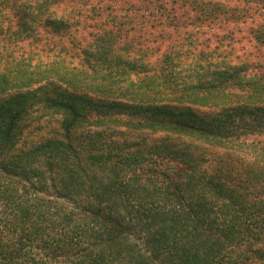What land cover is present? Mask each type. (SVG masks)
Returning <instances> with one entry per match:
<instances>
[{"label":"trees","instance_id":"trees-1","mask_svg":"<svg viewBox=\"0 0 264 264\" xmlns=\"http://www.w3.org/2000/svg\"><path fill=\"white\" fill-rule=\"evenodd\" d=\"M105 1L0 0V264H264V0Z\"/></svg>","mask_w":264,"mask_h":264},{"label":"rangeland","instance_id":"rangeland-1","mask_svg":"<svg viewBox=\"0 0 264 264\" xmlns=\"http://www.w3.org/2000/svg\"><path fill=\"white\" fill-rule=\"evenodd\" d=\"M107 2L108 1L106 0L105 3L107 4ZM233 2H236V0ZM117 4L122 5L120 0H119V3H117ZM224 28L228 31L234 30L235 36H236L235 40H239V39H242L243 37L247 36L248 31H249L248 21L246 22L243 20L239 23V25H232L231 24V25L224 27ZM234 45L237 47L238 53L240 55H242L243 58H249V59L253 58L254 59V57L257 55L258 50H257V48H255L254 42L250 44L246 40H243V41H241V43L240 42L235 43ZM242 47H243V49H242ZM261 51L264 53V48ZM48 125H49V127H47V128L45 127L41 131L43 134H46L47 131L50 130V128H55L57 126V122H52ZM252 139H256V140L261 139L264 141V136H255V137H252Z\"/></svg>","mask_w":264,"mask_h":264}]
</instances>
